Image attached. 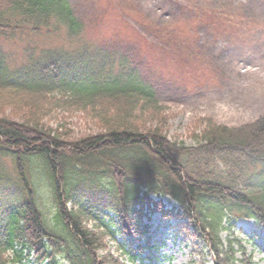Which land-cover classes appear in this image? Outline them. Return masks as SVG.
Returning a JSON list of instances; mask_svg holds the SVG:
<instances>
[{
  "label": "trees",
  "instance_id": "16d2710c",
  "mask_svg": "<svg viewBox=\"0 0 264 264\" xmlns=\"http://www.w3.org/2000/svg\"><path fill=\"white\" fill-rule=\"evenodd\" d=\"M83 28L69 0H0V264L31 251L38 264H122L108 239L149 244L155 213L188 220L209 264H251L235 229L245 218L264 231V116L239 126L206 119L195 144L172 141L140 64L121 48L82 44ZM60 30L73 47L27 48L24 63L10 64L4 40ZM151 34L180 51L170 33ZM59 112L83 113L95 132L61 139L47 122ZM38 168L52 191V221L38 202Z\"/></svg>",
  "mask_w": 264,
  "mask_h": 264
},
{
  "label": "rangeland",
  "instance_id": "374dc122",
  "mask_svg": "<svg viewBox=\"0 0 264 264\" xmlns=\"http://www.w3.org/2000/svg\"><path fill=\"white\" fill-rule=\"evenodd\" d=\"M69 3L84 27L80 35L82 44L108 50L121 48L140 64L143 76L165 106L164 131L170 140L193 145L196 142L193 135L205 127L206 119L239 126L264 116V0H69ZM155 31L170 33L180 40V51L152 41L151 33ZM73 44L64 30L51 35L25 32L3 41L12 66L25 62L27 48L37 53L42 48L73 47ZM47 122L52 133L66 141L95 132L91 120L81 112H59ZM3 162L9 170L13 169L10 160L3 158ZM37 173L38 202L52 221L56 213L52 191L47 178L39 174L40 168ZM163 203L168 208L178 207V202L169 196L163 198ZM150 224V245L147 240L135 238L123 243L119 237L118 243L108 239V250L122 264L212 262L209 251H205V261L197 253L199 248L187 221L167 220L156 213ZM235 232L251 264H264V231L257 230L252 220L241 219ZM227 236L223 231L222 237ZM35 258L32 252L28 259L15 264H37Z\"/></svg>",
  "mask_w": 264,
  "mask_h": 264
}]
</instances>
